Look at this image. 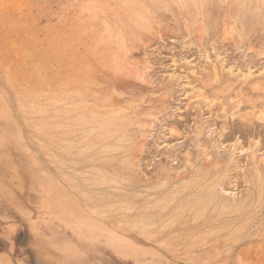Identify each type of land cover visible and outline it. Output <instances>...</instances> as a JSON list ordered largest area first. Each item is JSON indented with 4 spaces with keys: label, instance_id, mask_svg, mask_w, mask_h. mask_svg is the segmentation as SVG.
<instances>
[{
    "label": "rangeland",
    "instance_id": "obj_1",
    "mask_svg": "<svg viewBox=\"0 0 264 264\" xmlns=\"http://www.w3.org/2000/svg\"><path fill=\"white\" fill-rule=\"evenodd\" d=\"M178 1L0 0V264H264V184L258 185L264 171L257 180L247 168L251 149L264 155V23L250 16L261 15L264 5L252 13L255 0L245 5L236 0L231 12L248 13L235 19L230 0L202 1L201 9ZM238 6H246L245 12ZM73 67L86 72L81 82H72ZM60 82L65 93L76 90L83 99L111 92L113 100L137 104L131 115L147 122L144 127L135 121L142 128L131 132L130 144L141 151L131 155L133 161L128 156L135 171L124 174L120 185L130 175L151 178L131 190V198L103 207L92 203L93 193L85 191V198L74 192L71 183L83 185L87 174L74 170L81 163L71 151L77 142L67 127L56 132ZM70 102L80 99L63 106L64 119ZM233 146L234 163L228 154ZM164 166L171 175L189 167L173 184L177 192L166 191L161 176L152 179ZM211 177L219 193L207 185L202 202L175 210L201 215L209 210L201 204L227 196L233 206L214 203L225 209L224 218L184 231L176 230L181 226L176 218L151 220L173 204L176 193ZM156 190L167 196L154 206L136 201ZM258 206L263 220L252 225L246 214Z\"/></svg>",
    "mask_w": 264,
    "mask_h": 264
},
{
    "label": "bare ground",
    "instance_id": "obj_2",
    "mask_svg": "<svg viewBox=\"0 0 264 264\" xmlns=\"http://www.w3.org/2000/svg\"><path fill=\"white\" fill-rule=\"evenodd\" d=\"M180 1V0H179ZM178 1V3H179ZM184 1V0H183ZM187 3V5H190L192 6V8H197V9H201L203 6V2L202 1H207V0H185ZM184 1V2H185ZM209 1V0H208ZM223 1H226V0H223ZM228 1V4H229V0ZM231 3H232V0H230ZM234 3H230L228 10H231L234 8L231 7V5L235 6V3H236V0H233ZM239 1V0H237ZM244 1H247V0H241V2H244ZM202 2V3H201ZM247 2H251L250 1H247ZM181 4H184L183 2L180 1ZM238 3V2H237ZM256 4H254V9L255 11H251V4H247V10H248V7L250 6V11L252 13L256 12L257 11V7L258 5H264V0H255ZM186 4V3H185ZM206 4V3H205ZM227 4V5H228ZM243 3L240 4L239 2V5H242ZM226 5V4H225ZM244 5H245V2H244ZM249 5V6H248ZM257 5V6H256ZM158 7V6H157ZM182 7V6H181ZM240 7V6H238ZM241 7H243V9H241ZM240 7V10L242 11L241 13H244L245 10L244 6H241ZM185 8V7H184ZM195 8V9H196ZM263 8V7H262ZM205 9V7H204ZM226 9V8H224ZM253 9V10H254ZM264 9V8H263ZM207 10V9H205ZM236 10H239L238 8H236ZM151 11V10H150ZM197 11V10H196ZM195 11V12H196ZM200 11V10H199ZM203 11V14L206 16V14H208L210 16L209 13H207V11ZM249 11V10H248ZM249 11V14H251V12ZM191 12V10H190ZM247 12V11H246ZM246 12L244 14H246ZM259 11H257L256 13L257 14H251L250 16L251 17H255V20L257 21H261L262 23H264V12L259 15L258 13ZM197 13V12H196ZM237 13L238 15L239 12H231L230 14L232 16H234L233 18H236L237 19ZM248 13V12H247ZM188 14V13H187ZM219 14V13H218ZM244 14H241L240 16L242 17H245ZM208 15H207V18L205 20H207V24L210 23V19L208 20ZM224 16V15H223ZM231 16V17H232ZM137 19L138 21L140 20V22L143 20H145L144 16L142 15H139L137 16ZM189 17V16H188ZM230 17V18H231ZM249 17V16H248ZM197 18V16H196ZM225 18V16H224ZM223 18V19H224ZM227 18V17H226ZM226 18L224 19L225 20V23H226ZM231 18V19H233ZM239 18V17H238ZM241 20V18H239ZM147 20V19H146ZM197 20V19H196ZM195 20V21H196ZM243 20V19H242ZM133 21V20H132ZM231 21V20H230ZM134 22V21H133ZM139 22V23H140ZM145 22V21H144ZM148 22V21H147ZM204 22V20H203ZM204 22V23H206ZM234 22V21H233ZM254 22V21H253ZM135 23V22H134ZM143 23V22H142ZM140 23V24H142ZM227 23L230 24L227 20ZM238 23V22H237ZM144 24V23H143ZM196 24V22H195ZM206 24V25H207ZM211 24V23H210ZM221 25V24H220ZM250 25V24H249ZM190 26H192L190 24ZM208 26V25H207ZM239 26V25H238ZM140 27V26H139ZM139 27H137L138 29H140ZM250 27V26H249ZM195 29V28H194ZM193 29V30H194ZM220 29V28H219ZM192 30V31H193ZM248 30V29H247ZM218 31V30H217ZM156 32V31H155ZM190 32V31H189ZM249 32V31H248ZM247 32V34H248ZM150 33V32H149ZM205 36V35H204ZM197 37V36H196ZM199 38V37H198ZM201 38V37H200ZM197 39V38H196ZM242 39V38H241ZM246 41V40H245ZM213 44V42H212ZM203 45V44H202ZM199 46V45H198ZM216 46V45H215ZM214 46V47H215ZM18 47V46H17ZM21 47V46H20ZM207 47V46H206ZM205 48V47H203ZM202 48V49H203ZM19 49V48H18ZM23 49V48H22ZM213 50V48H212ZM215 50H216V47H215ZM201 51H204V50H201ZM20 52V51H19ZM205 52V51H204ZM203 52V53H204ZM75 55V54H74ZM105 58V57H104ZM112 61V60H111ZM250 61H252L250 59ZM31 62V61H30ZM29 62V63H30ZM248 62V61H247ZM24 63V62H23ZM254 63V62H253ZM36 64V63H35ZM253 65V64H252ZM6 66V65H5ZM4 66V67H5ZM29 66V65H28ZM35 66V65H34ZM37 67V66H35ZM34 67V68H35ZM25 68V67H24ZM26 69V68H25ZM38 69V68H36ZM34 70V69H33ZM71 80H73L72 82H77L79 79L80 82L82 81V79H84V76L86 74V72L84 70H79L77 67H73V69H71ZM7 71V70H6ZM24 71V70H23ZM22 71V72H23ZM26 71V70H25ZM35 71V70H34ZM39 71V70H38ZM12 72V71H10ZM35 73V72H34ZM37 73V72H36ZM30 74V73H29ZM28 74V75H29ZM39 74V72L37 73ZM191 76V75H190ZM27 77V76H26ZM37 78V76H35ZM42 77V76H41ZM191 78V77H190ZM29 79V78H27ZM201 79V78H200ZM38 80V78L36 79ZM40 80V78H39ZM191 80V79H190ZM194 81V78L192 79ZM191 80V81H192ZM232 80V79H231ZM231 80L229 82H231ZM32 81V80H31ZM217 81V79H216ZM215 81V82H216ZM207 82V81H206ZM33 84L36 83V82H32ZM93 84V82H91ZM97 83V82H96ZM208 83H211L208 81ZM223 83V82H222ZM228 83V82H227ZM31 84V82H30ZM81 84V83H80ZM62 83H58V86L56 87V97H55V108L57 109L58 111V114H57V124H56V132L57 133H61L62 131V128H66L68 129V132H70V134H72V140L73 142H77V144H74L73 145L71 144V151H75L77 152L76 153V157L75 160H79L81 164H75L74 166V170L78 171V170H83L84 173L87 174V177H85V183L83 185L80 186L79 183L77 182H74V183H71L72 184V188L73 190H75L74 192L75 193H82L84 195V197L86 198L84 192L85 191H88V192H91L94 194L93 196V201L92 203L94 204L95 202V205L97 206H110V205H113L114 203H117V201L119 200H122V199H126V198H131L132 195V192L131 190L133 189H137L138 187L142 186V185H145L149 182L150 180V176L149 178H142L141 175L140 176H136V175H130L129 176V179H128V182L127 184L125 185H120V183H122V181L120 180L124 174H127V172H134L133 171V166L131 165L130 163V159L133 161L131 155L133 156V153L134 155L136 154V152L138 151H141V148L138 149V146L137 147H134L131 146L130 143L133 142L134 140V136L132 135L131 132L133 131H136V130H139V133L141 132V128L139 124H137L135 121H138L140 124H141V121L138 120H135L137 119V116L136 118H133L134 116L131 115V112L133 109H135V107H137V104H133V102H131L130 99H122L120 98L119 96H117V101L116 100H113L114 98H111L112 96L109 95V92L108 94H101L100 98H97V99H93V97L91 98H87V99H83L84 98V94L82 96V93H78L76 92V90H69L68 93H65L61 87ZM100 85V84H99ZM230 85V83H229ZM18 86V85H17ZM16 86V87H17ZM93 86H96L93 84ZM105 86V85H104ZM233 86V84H232ZM245 86V85H244ZM207 87V86H206ZM214 87V85H213ZM231 87V86H230ZM251 87H253L251 85ZM219 88V87H218ZM240 88V87H239ZM254 88V87H253ZM87 89V88H86ZM213 89V88H211ZM211 89H208V93L210 92ZM215 89V87H214ZM228 87L226 88L225 87V90H227ZM246 89V88H245ZM102 90V89H101ZM206 90V88H205ZM248 90V89H247ZM258 90V89H257ZM97 90H95L96 92ZM207 91L205 92V94H207ZM256 91V90H255ZM261 91V90H260ZM85 92H87L85 90ZM91 94L92 96L93 95V90H91ZM103 92V91H102ZM240 92V90H239ZM250 92V91H249ZM26 93V92H25ZM241 93V92H240ZM244 93V91H243ZM248 93V92H247ZM262 93V92H261ZM17 94V93H15ZM246 94V92L244 93ZM243 94V95H244ZM252 94V93H251ZM258 94V93H256ZM23 95V94H22ZM32 95V94H31ZM34 95V94H33ZM97 95V93H96ZM246 96V95H245ZM256 96V95H255ZM34 97V96H33ZM249 97V96H248ZM258 97V96H257ZM264 96H262L263 98ZM16 98V97H15ZM25 98V97H24ZM23 98V99H24ZM28 99V97H26ZM80 99V103H77V102H73V104H71V102L67 105H69L68 107H66L65 109V119L63 118V112H64V105L68 102V101H76L77 99ZM128 98V97H127ZM227 98V97H226ZM247 98V97H246ZM152 98L148 99L147 101H150ZM254 100V98H252ZM256 99V98H255ZM35 100V99H34ZM91 100V101H90ZM33 101V100H32ZM37 101V100H35ZM241 101V100H240ZM242 102V101H241ZM245 102V101H244ZM249 102H251V99H249ZM257 102H260V101H257ZM256 102V103H257ZM263 102H264V98H263ZM29 103V102H28ZM261 103V102H260ZM32 104V103H31ZM51 104V103H50ZM255 104V103H254ZM254 104L251 105L254 107ZM30 105V103H29ZM34 105V104H33ZM241 105V103H240ZM239 105V106H240ZM249 105V104H248ZM264 105V103H263ZM63 108H62V107ZM258 106V105H256ZM24 107V106H23ZM32 107V106H31ZM29 106H27V108H31ZM35 107V106H34ZM243 107V106H242ZM245 107V106H244ZM243 107V108H244ZM248 107V106H247ZM246 107V108H247ZM37 108V107H35ZM34 108V111L33 113L36 114V110ZM39 108V106H38ZM37 108V109H38ZM241 108V107H240ZM251 108V107H250ZM249 108V109H250ZM33 109V108H32ZM263 109V108H262ZM22 110V109H21ZM29 111H32V110H29ZM39 114H40V110H38ZM241 111V110H240ZM262 111V110H261ZM264 111V110H263ZM137 112V111H135ZM264 113V112H262ZM134 114V113H133ZM139 113H136V115H138ZM135 115V114H134ZM233 115V114H232ZM116 119H117V122H116ZM247 119V118H246ZM144 122V125L146 124L145 121ZM62 123L64 124L63 127L62 126ZM204 123V122H203ZM202 123V124H203ZM208 123V122H207ZM206 123L207 126H210ZM212 123V122H211ZM246 124V123H245ZM143 125V124H141ZM143 125V126H144ZM239 125V124H238ZM244 125V124H243ZM249 126V124H246V126ZM236 126V125H235ZM234 126V127H235ZM245 126V127H246ZM145 127V126H144ZM206 127V126H205ZM242 127V126H241ZM149 128V127H148ZM162 128V127H161ZM208 128V127H207ZM232 128V127H231ZM239 127H237L238 129ZM249 128V127H248ZM206 129V128H205ZM236 129V130H237ZM241 129V128H240ZM246 129V128H245ZM145 130V129H144ZM142 130V132L144 131ZM146 130L147 127H146ZM207 130V129H206ZM212 130V128H211ZM210 129V133L212 132ZM231 130V129H230ZM243 130V129H242ZM162 131V130H160ZM245 131V130H244ZM138 132V131H137ZM208 132V131H207ZM225 132V131H224ZM242 132V131H241ZM238 133V132H237ZM209 134V133H208ZM212 134V133H211ZM210 134V135H211ZM225 134V133H223ZM241 134V133H240ZM244 134V133H242ZM213 135V134H212ZM211 135V137H212ZM242 136V135H241ZM160 138V136H158ZM210 137V136H209ZM208 137V138H209ZM222 137V136H221ZM228 137V136H227ZM240 137V136H238ZM236 137V138H238ZM147 138V137H146ZM206 139V140H209V139ZM226 138V137H224ZM223 138V139H224ZM229 138V137H228ZM227 138V139H228ZM235 138V137H234ZM195 139V137L193 138ZM240 139V138H239ZM238 139V140H239ZM242 139V138H241ZM240 139V140H241ZM150 141V139H148ZM205 140V139H204ZM239 140V142H240ZM194 141V140H193ZM204 142V141H203ZM208 142V141H207ZM210 142V141H209ZM237 142V141H236ZM242 142V140H241ZM240 142V143H241ZM258 142V141H257ZM136 143V142H134ZM206 143V142H204ZM218 143V142H217ZM243 143V142H242ZM245 143V142H244ZM137 144V143H136ZM139 144V143H138ZM210 144V143H209ZM208 144V145H209ZM236 144V143H235ZM204 145V144H203ZM233 145V144H232ZM238 145V144H237ZM241 145V144H240ZM252 145V144H251ZM200 146V145H199ZM202 146V145H201ZM148 147V146H147ZM209 147V146H208ZM218 147V146H217ZM136 148V149H135ZM150 148V146H149ZM206 148V147H205ZM203 148V149H205ZM231 148V147H230ZM238 148V147H237ZM241 148V147H239ZM147 149V148H146ZM173 149H176V148H173ZM207 149V148H206ZM257 149V147H256ZM255 149V150H256ZM201 152H202V149H200ZM228 150V149H226ZM225 150V151H226ZM238 150V149H236ZM241 150V149H240ZM245 150V149H244ZM205 151V150H203ZM243 151V150H242ZM170 152L172 153L173 151H171L170 149ZM200 152V153H201ZM216 152V151H215ZM235 146H233V148H231L230 152L228 153L229 154V161H233V163L235 162L234 159L235 156L234 153H235ZM238 152V151H237ZM240 152V151H239ZM245 152V151H244ZM142 153V152H141ZM149 153V152H147ZM226 153V152H225ZM209 154V153H208ZM240 154V153H239ZM242 154V152H241ZM141 155V154H140ZM223 155V154H222ZM221 155V156H222ZM226 154H224L225 156ZM128 156H130V159L128 158ZM147 156V155H146ZM199 156V155H198ZM223 156V157H224ZM206 157V156H205ZM234 157V159H233ZM248 157L250 158V162H249V166L250 167V170L255 174V176L257 177V180H261L260 177L263 176L262 173L264 171V155H257L255 153V151L253 149H251V152L248 153ZM208 158V157H207ZM205 158L204 161H207ZM241 158V157H240ZM248 158V160H249ZM139 159V158H138ZM186 159V158H185ZM204 159V158H203ZM202 159V160H203ZM225 159V157H224ZM233 159V160H232ZM138 161V160H136ZM228 161V163H229ZM241 161V159H240ZM208 162V161H207ZM217 162V161H216ZM237 162V161H236ZM61 163V162H60ZM188 163V162H187ZM200 163V161H199ZM231 163V162H230ZM59 164V163H58ZM144 164V163H143ZM215 164V163H214ZM61 165V164H60ZM145 165V164H144ZM184 165V164H183ZM186 165V164H185ZM216 165V164H215ZM233 164L231 163V166ZM246 165V164H245ZM234 166V165H233ZM238 166V163L237 165ZM161 167V166H160ZM157 170V174L155 175V177H152V179H156L158 177L161 176V178H164L167 182H166V191H172V192H175L176 190L174 189L175 188V185L173 184H176V182H178L179 180H181L182 178H185L187 176V172L189 171V167L185 166V169L181 167V169H183V171L185 172H182L181 173H177L175 171L176 174L174 175H171L167 172V170L169 168H166V166L162 167ZM137 169V167H135ZM213 168V167H212ZM220 168V167H219ZM147 169V168H146ZM167 169V170H166ZM235 169V168H234ZM139 170V169H138ZM172 170V169H171ZM174 170V169H173ZM172 170V171H173ZM218 170V168H217ZM249 170V171H250ZM140 171V170H139ZM149 171V170H148ZM193 171V169H192ZM196 171V170H195ZM202 171V169H201ZM212 171V170H211ZM137 172V170H136ZM135 172V174H136ZM191 172V171H190ZM139 173V172H137ZM142 173V172H141ZM145 173V172H144ZM148 173V172H146ZM145 173V174H146ZM156 173V171H155ZM154 173V174H155ZM172 173V172H170ZM214 173V172H213ZM216 173V172H215ZM71 174V173H70ZM153 174V173H151ZM150 174V175H151ZM253 174V175H254ZM264 174V173H263ZM136 176V177H135ZM153 176V175H152ZM163 176V177H162ZM222 176V175H221ZM250 176V175H249ZM132 177H135V178H132ZM164 180V182H165ZM256 180V179H255ZM248 181V180H247ZM125 182V181H123ZM214 181H212V177L211 178H207L205 179V182H203L201 185H203L202 187H200L201 185L199 186H193L194 188L187 192V193H181L179 194V196L175 195V200L172 201V205L171 206H167V210L160 213V214H156L155 218L152 217L153 219L147 216H143V219L146 220V218H150L151 220H154V221H158V220H164V219H170L173 218V219H177V220H180L181 221V226L176 229V230H186L188 229L189 226H191V224H194L195 223V226L196 227H201V225H209L212 223V221L218 219V218H224V216H222V212L223 210L225 209H218V207L214 206L215 204L214 203H219V201L222 203V207L224 205L225 207V204L227 205L228 203L231 204L232 206L234 205V202H231V201H234V200H229V198L226 197H219L217 200V202H214V203H203V205L201 204L200 205V208L201 209H209L207 210L208 213H204V214H198V212H195V213H192L190 214L189 212H187V214H180L179 212L177 213V208L181 207V205H191V204H199L200 202H202V196L204 192L202 191H205L204 189H206V186L209 185V187H213L215 189H217V193H219L218 191L221 189H219L218 185H216L215 183H213ZM217 182V181H216ZM260 181L258 183L259 184H264V182ZM77 183V184H76ZM193 183V182H192ZM124 184V183H122ZM226 184V183H225ZM230 184V183H229ZM246 184V183H245ZM248 184V183H247ZM159 185V184H158ZM189 185V184H188ZM222 185V184H221ZM231 185V184H230ZM153 186V185H152ZM157 186V185H156ZM154 187V186H153ZM184 187V186H183ZM208 187V188H209ZM259 187V186H258ZM207 188V189H208ZM264 188V186L262 187ZM260 187V190L262 189ZM183 189V188H182ZM187 189V188H186ZM206 189V190H207ZM211 189V188H210ZM258 189V188H257ZM150 190V189H149ZM184 190V189H183ZM256 190V189H255ZM260 190L258 192H260ZM224 191V190H223ZM250 191V190H249ZM264 191V189H263ZM263 191H261V193H263ZM177 192V191H176ZM212 192H216V191H212ZM167 192H165L164 190H156V191H153V192H150V193H147V194H142L138 197H136V201L138 200V202H140V204H142L143 206L145 207H150L152 202L155 200V199H160V198H165V195ZM221 193V192H220ZM228 193V191H227ZM211 194V193H210ZM87 195V194H86ZM208 195V194H207ZM173 196V195H172ZM210 196V195H209ZM212 196H216L215 195H212ZM220 196H224V195H220ZM230 196V194H229ZM91 197V195H90ZM171 197V196H170ZM169 197V198H170ZM168 198V199H169ZM207 198H210L207 196ZM222 198V199H221ZM212 199V198H211ZM210 199V200H211ZM215 199V198H214ZM232 199V198H231ZM92 200V199H91ZM161 200H164V199H161ZM171 200V199H170ZM222 200V201H221ZM158 201V200H157ZM167 201V200H166ZM156 202V200L154 201V203ZM165 202V201H164ZM204 202V201H203ZM213 202V201H212ZM153 203V204H154ZM219 203V204H221ZM251 203V202H250ZM152 204V205H153ZM158 204V203H157ZM256 204V203H255ZM217 205V204H216ZM230 205V206H231ZM154 206V205H153ZM194 205H192L193 207ZM196 206V205H195ZM194 206V207H195ZM214 206V207H213ZM228 206V205H227ZM152 207V206H151ZM220 207V205H219ZM221 208V207H220ZM229 208V207H228ZM177 209V210H175ZM188 209V208H187ZM191 209V208H190ZM199 209V208H198ZM175 210V212H174ZM197 210V209H196ZM227 210V209H226ZM183 211V210H182ZM198 211V210H197ZM224 212V211H223ZM222 213V214H221ZM174 214V215H173ZM221 214V215H220ZM247 220L250 221V223H252V225L256 222H261L263 220V211L261 209V207H256V209L251 208L247 214ZM124 220V219H123ZM148 220V219H147ZM162 227V226H161ZM259 230H256V232L254 231V236L256 235H259ZM251 232V231H250ZM252 234V235H253ZM161 244V243H160Z\"/></svg>",
    "mask_w": 264,
    "mask_h": 264
}]
</instances>
